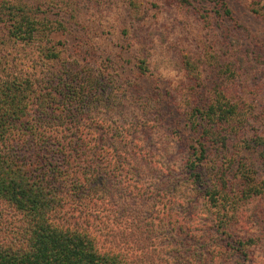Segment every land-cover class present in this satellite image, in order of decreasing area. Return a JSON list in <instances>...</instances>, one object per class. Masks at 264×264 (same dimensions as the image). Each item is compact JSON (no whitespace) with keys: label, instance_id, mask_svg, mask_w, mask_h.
<instances>
[{"label":"trees","instance_id":"16d2710c","mask_svg":"<svg viewBox=\"0 0 264 264\" xmlns=\"http://www.w3.org/2000/svg\"><path fill=\"white\" fill-rule=\"evenodd\" d=\"M129 6L132 17H143L137 0ZM47 11L0 1V31L9 38L0 39V264H140L129 239L140 227L145 240L156 228L169 240L159 257L170 264H216L231 250L249 263L259 245L247 236V214L249 202L264 201V133L245 107L221 89H205L198 60L189 55L182 61L191 85L180 114L164 109V94L151 88L130 93L177 117L174 132L187 152L181 183L196 192L210 219L201 227L186 224L174 209L176 185L143 177L153 159L137 131L148 122L109 115L120 88L90 59L76 57L72 43L51 39L66 26ZM132 64L140 74L150 70L145 58ZM116 186L152 207L123 229L115 223L133 212L119 210Z\"/></svg>","mask_w":264,"mask_h":264},{"label":"rangeland","instance_id":"374dc122","mask_svg":"<svg viewBox=\"0 0 264 264\" xmlns=\"http://www.w3.org/2000/svg\"><path fill=\"white\" fill-rule=\"evenodd\" d=\"M24 1L38 4L48 10L52 19L63 21L66 30H60L51 39L72 43L77 49L76 57L80 58V54L90 59L95 67H101L114 79V85L120 89L115 90L118 99L112 103L114 110L107 111L112 118L135 124L148 122L137 131L142 146L153 159L144 169L143 177H149L160 187L176 185L174 194L178 201L174 209L180 211L179 217L186 224L187 219L200 227L210 222L202 201H195L196 192L181 183L187 152L174 132L177 117L170 118L163 110L173 108L181 113V101L191 85L182 59L189 55L198 60L205 89L226 92L234 102L245 107L251 124L264 133V0H225L224 6H216L209 0H192L191 3L137 0L143 9L141 19L132 17L130 0ZM4 33L0 31V39ZM138 58H145L149 63L150 70L145 75L133 68L132 62ZM148 88L164 94V109L160 102L154 104L144 94L134 101L130 97V93L138 90L143 93ZM107 112L102 110L104 115ZM262 174L264 178V169ZM118 187L112 188L118 191L115 197L119 195L116 200L120 201L117 202L119 210L125 208L133 212L132 217H120L121 222L115 223L123 229L130 227L138 214L144 219L143 211L152 207ZM154 209L163 211L160 205ZM248 210L247 236L259 241L251 252L250 262L235 256L231 250L223 254L229 260L219 258L216 264H264V201L249 202ZM142 230L140 227L129 238L138 251L140 264H170L169 260L159 257L169 240L159 235V228L145 240ZM177 247L184 250L180 245ZM147 254L150 257L146 258Z\"/></svg>","mask_w":264,"mask_h":264}]
</instances>
